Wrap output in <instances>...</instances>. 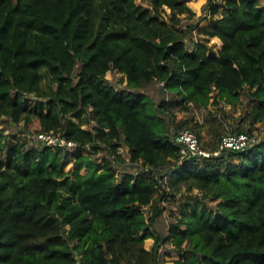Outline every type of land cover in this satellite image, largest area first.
<instances>
[{
  "label": "trees",
  "instance_id": "trees-1",
  "mask_svg": "<svg viewBox=\"0 0 264 264\" xmlns=\"http://www.w3.org/2000/svg\"><path fill=\"white\" fill-rule=\"evenodd\" d=\"M189 1L0 0V124L13 126L0 128V264H126L124 248L148 237L146 264L165 255L264 264V134L241 150L179 160L177 132L190 128L201 142L200 125L173 114L206 109L212 150L229 115L209 103L248 99L225 134L264 133V0H207L199 20L180 25L194 15ZM102 19L120 30L93 39ZM158 81L156 104L146 90ZM50 131L78 146L37 139ZM101 149L113 162L86 154ZM164 241L174 258L158 253Z\"/></svg>",
  "mask_w": 264,
  "mask_h": 264
},
{
  "label": "rangeland",
  "instance_id": "rangeland-1",
  "mask_svg": "<svg viewBox=\"0 0 264 264\" xmlns=\"http://www.w3.org/2000/svg\"><path fill=\"white\" fill-rule=\"evenodd\" d=\"M206 1L207 0H201V3L197 4L196 3L197 0H190L188 5L192 9V11L194 12V15L191 16L188 14H181L180 15L181 21L179 24L180 25H186V23H190L192 21L199 20V18L203 15L204 5H205ZM100 14L103 17V11H101ZM200 21H201V23H205L207 21V18L206 19L205 18L200 19ZM94 27L95 28H93V30H92V38L93 39L96 38L98 34H101V33H105V34L117 33L120 30V26L117 25L116 23H114L111 19H108V20L102 19ZM208 45L211 47V49L213 51L216 52L218 49L221 48V41L217 37H212L210 39ZM112 82H113L114 87H116V88H121V87L125 86V81L122 82L121 84L119 82H117V76H114L112 78ZM146 91H147V94L150 95V97L153 99V101L156 104H158L161 101L162 94L160 92L159 85H157V82L154 83V86L152 85L151 87L147 88ZM211 94H213V92H211ZM210 100H213V97H211ZM247 102H248V99H243L239 103H237V105L235 107H231L230 105L223 106L221 103H219V104H216L214 102L209 103L207 109H210L211 111L216 112L219 108H223V110L229 115V116H227L228 120L222 121L224 127L217 128L216 130L221 132V134L222 133L225 134L226 131H229V128H228L229 124H231L236 117L238 118L241 115H243L244 110L249 108V105H247ZM173 111H174L173 114L175 115L176 120H178L180 118H189L190 124L197 123L200 125L199 133L201 135L202 147L209 149L210 147L213 146L214 142L217 140V137L215 136V132L213 129V126H215L216 124L212 122V120H211L208 112L206 111V109L198 108V107H192V108H190V110H177L175 108ZM167 114L168 113H165L166 117L168 116ZM259 125H260L259 123L256 124V127H259ZM86 126H87L86 124L83 125V127H86ZM0 128H2L5 133H7V132L11 133L13 131V126H10L9 124H6V123L0 124ZM17 130H18V128H17ZM23 133L24 132H18V133H15V135L17 137H21L22 135H25ZM254 133H257L260 137H262L264 134L258 130H254ZM26 137L32 138V136L30 134L29 135L26 134ZM119 153L123 157H127L126 148L121 149ZM86 154L90 157L91 160L94 161V163H97L100 165H102L105 160H108V159L111 160L112 159V158H109L108 154H106V152L102 149L97 151L96 153L86 152ZM74 161H75V159L73 156H70L65 161L64 168L66 171L69 172L74 168V166H75ZM111 162H113V161L111 160ZM0 164L2 166L6 165V160L4 158V150L1 147H0ZM119 170H120L119 166H116L115 175H117L119 173ZM162 203H164V202H162ZM209 204L211 205L212 202H209ZM175 214H176V212H175ZM162 218H163V223L165 225V228L167 229V226L170 224V221H172V219L174 218V217H171L169 215L168 208H166L163 211V217ZM154 241L155 240L151 237L146 238L143 241L141 248L136 249L137 251H135V252H133L134 251L133 249L124 248L125 252L123 255H124L125 263L126 264H146V263H148V261L150 260L148 253L151 250V247H152ZM164 248H167V249L170 248L171 249V244H169L166 241L160 242L158 253H161L164 250ZM170 255H171V257L174 258L176 256V251L171 249ZM163 262L157 261V264H171L170 259L167 255L164 256Z\"/></svg>",
  "mask_w": 264,
  "mask_h": 264
},
{
  "label": "built area",
  "instance_id": "built-area-1",
  "mask_svg": "<svg viewBox=\"0 0 264 264\" xmlns=\"http://www.w3.org/2000/svg\"><path fill=\"white\" fill-rule=\"evenodd\" d=\"M157 85L163 86L164 81H158ZM45 145L54 147H77L78 142L68 139L63 135L52 131L42 132L36 135ZM261 137L257 133H226L223 134L212 150L202 147L196 132L190 128H183L177 132L176 140L180 145L179 160L187 157H209L218 155L224 149L241 150L260 142Z\"/></svg>",
  "mask_w": 264,
  "mask_h": 264
}]
</instances>
